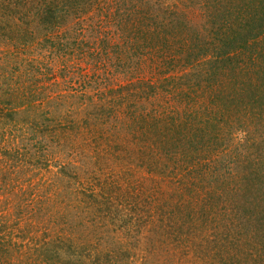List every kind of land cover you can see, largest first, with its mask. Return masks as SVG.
Returning <instances> with one entry per match:
<instances>
[{
	"label": "rangeland",
	"instance_id": "374dc122",
	"mask_svg": "<svg viewBox=\"0 0 264 264\" xmlns=\"http://www.w3.org/2000/svg\"><path fill=\"white\" fill-rule=\"evenodd\" d=\"M245 1L0 0V264H264V32L222 74L202 43ZM180 90L217 128L162 155L142 116Z\"/></svg>",
	"mask_w": 264,
	"mask_h": 264
},
{
	"label": "trees",
	"instance_id": "16d2710c",
	"mask_svg": "<svg viewBox=\"0 0 264 264\" xmlns=\"http://www.w3.org/2000/svg\"><path fill=\"white\" fill-rule=\"evenodd\" d=\"M251 2L249 3L247 0L243 3V4H239L238 5V9L240 8L243 12H246L245 15L241 14V11L238 12L237 16L234 18V22L232 21V23L230 22L229 19H226V21L222 24V26H219V29L216 30L215 32L211 33L212 35H214V37H217L216 40L217 41H213L210 42L209 38L205 40V43H203V50L206 51L205 54H209L210 51L212 50H219L222 49L220 53H218L217 55H215L217 58L220 59L219 62L222 63L221 67H218V72L220 71V73H227V69H226V62L228 60H232L234 59L236 56L240 55L241 53H243L244 56L250 58L251 61V65H256V59H261L262 57L260 56V54H256L254 55V53L256 52V50L253 51V49H250V51H247L249 48V45H251V43L255 40L254 38H258L259 35L264 32V0H250ZM224 17H227L226 15ZM222 27V28H221ZM128 31H131V33H129L128 36H132V34H136V32H134V30L132 28H130ZM256 31L255 34H253L252 32ZM251 33L247 34V33ZM235 35L241 36L242 38L239 39L238 41L232 43V45H229V42L227 41V38L229 37H233ZM237 36V37H238ZM137 44V47H136ZM139 46V42L135 43L134 48H141ZM258 46V45H257ZM250 52L248 54H246L245 52ZM251 51H253L251 54ZM260 53V51H259ZM220 54V55H219ZM254 55V56H253ZM203 56V55H201ZM209 62L212 63L211 59L207 60ZM191 63V61H189ZM193 64V63H192ZM243 64V62L241 63ZM240 66V63L236 64V67L238 68ZM232 68H234V66H232ZM203 73L207 72L204 71V68L202 69ZM208 79V77L206 78V80ZM202 83L199 81V88L201 89L203 87ZM214 84L209 83L207 86H213ZM226 85H230V83L225 84V85H218V89H223V86ZM215 86V87H217ZM188 89L192 88V83L188 84ZM208 91L211 93L212 90ZM155 92V91H153ZM152 92V93H153ZM214 93H217L218 91L214 90ZM221 93L224 92L222 94V96L225 98V100L223 101V104H225V102L227 103V107H226V111H227V115L228 117L232 114L233 110H237L240 106L243 108H247L248 111L254 110L255 107H252L251 105H254L255 102H257V98L255 92L252 94H249V96L247 97L246 95L243 96L240 92L238 91H220ZM185 93V92H184ZM183 91H179L178 93L175 92V97L179 96L180 94H184ZM209 93V94H210ZM247 93V92H246ZM257 93V91H256ZM151 94V93H150ZM149 94V95H150ZM186 96L192 98L193 103L196 105L197 109L196 110H192V112L187 111L186 109V105L184 106L185 109L183 110V113L181 112V124L178 123V121L175 120V118L171 115H169V113H157L155 112H148L146 114H144L142 116V120L144 118L150 117L152 119V124H150V127L148 128V131H151L152 134H154L155 136H160L161 137V142H158L156 146L157 150H161L162 151V155H168L171 153H174V149L173 148H177V146L174 145V143L171 141V138L174 136L173 139L176 140V142H180L183 144V151H190L189 149H192V147L197 146V139L199 140L200 137L198 138L199 135H208L210 134V129L215 132V129L217 128V126H215V122H213V115L211 113H209L208 115L205 116V114H203L204 111V102L205 101H201L198 100L195 97H192V95H189V91H187ZM148 95V96H149ZM204 96V95H203ZM212 96V101L215 99V95L213 93H211ZM220 97V95H218V98ZM178 98V97H177ZM229 104L231 105V107L229 106ZM218 106L222 109L223 105H221V102H218ZM190 108V107H189ZM186 110V111H185ZM200 111V113H199ZM198 113V117L197 120L192 122L191 127L188 128V131L185 132V122L184 118L185 116L187 117H192V114H197ZM159 114V115H157ZM216 114V113H215ZM219 116V115H216ZM196 118V116L194 115V119ZM216 118V117H215ZM184 125V126H183ZM209 128V129H208ZM144 134H147L144 131ZM147 136V135H146ZM148 138V137H147ZM208 144L206 143L204 145L205 148H208L207 146ZM186 153V152H185ZM188 154V153H187ZM183 158H187L186 155L181 153V158L180 160H183ZM186 160V159H185ZM187 164H190L191 162H188V159L186 160ZM195 162V161H194ZM184 164V163H183ZM186 164H184V167L187 169ZM189 168V166H188ZM204 175V173H201ZM186 177V176H185ZM192 188V184L187 186V188L180 193H175L173 196H175V199H177L178 202H180L182 200V198L186 195L187 190H191ZM182 190V189H180ZM205 192L207 193L208 196L212 197L213 195V189H211L210 191L205 190ZM180 194V195H179ZM179 197V198H178ZM211 206V209L214 211L215 210V206L213 204H209V207ZM186 208H189L186 207ZM191 212L194 213V210L192 208L187 209ZM203 211H205L203 209ZM212 211V212H213ZM196 215L201 219L203 217V214L201 209L200 210H196Z\"/></svg>",
	"mask_w": 264,
	"mask_h": 264
}]
</instances>
